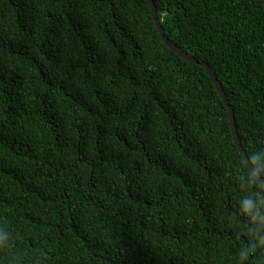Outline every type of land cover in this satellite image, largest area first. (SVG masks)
Masks as SVG:
<instances>
[{
  "label": "trees",
  "instance_id": "16d2710c",
  "mask_svg": "<svg viewBox=\"0 0 264 264\" xmlns=\"http://www.w3.org/2000/svg\"><path fill=\"white\" fill-rule=\"evenodd\" d=\"M153 3L249 160L264 151V0ZM250 175L146 0H0V264H239Z\"/></svg>",
  "mask_w": 264,
  "mask_h": 264
},
{
  "label": "clouds",
  "instance_id": "9594fccd",
  "mask_svg": "<svg viewBox=\"0 0 264 264\" xmlns=\"http://www.w3.org/2000/svg\"><path fill=\"white\" fill-rule=\"evenodd\" d=\"M251 163L255 168V173L248 177V182H254L256 176L264 175V151H257L250 157ZM241 214L250 217L256 223L252 230L255 240L247 247L240 250L238 254L239 264H245L248 257L258 248L264 247V197L257 194L256 198L246 197L240 202ZM6 232L0 231V245L7 242Z\"/></svg>",
  "mask_w": 264,
  "mask_h": 264
},
{
  "label": "water",
  "instance_id": "95a60500",
  "mask_svg": "<svg viewBox=\"0 0 264 264\" xmlns=\"http://www.w3.org/2000/svg\"><path fill=\"white\" fill-rule=\"evenodd\" d=\"M148 8H149V12H150V16L152 19V22L157 30V33L161 39V41L163 42V44L172 52L174 53L176 56L180 57L181 59L190 62L192 64H199L200 67H202L209 80L211 81V83L213 84L216 92L218 93V95L220 96V98L222 99L223 104L225 105L226 111H227V115H228V119L230 121V126H231V133H232V137H233V142L234 145L241 157V159L243 160L244 164L246 165V167L249 169V171L251 172V174L253 175L255 173V169L253 167V165L251 164L249 158L247 157L244 149L242 148V146L240 145V142L238 140L237 134H236V130H235V121H234V117H233V111L231 109V106L229 105L223 90L221 88V86L219 85L216 77L214 76L213 72L211 71L210 67L206 64V63H198V61L192 57L190 54H188L187 52L183 51L182 49H180L179 47H177L176 45H174L165 35L161 24L157 18V14H156V10H155V6L153 3V0H146ZM255 180L257 181V183L264 189V181L262 180V178L260 176H256Z\"/></svg>",
  "mask_w": 264,
  "mask_h": 264
}]
</instances>
